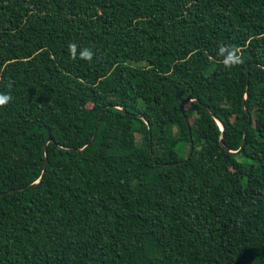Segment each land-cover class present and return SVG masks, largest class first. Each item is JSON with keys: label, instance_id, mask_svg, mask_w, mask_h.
<instances>
[{"label": "trees", "instance_id": "trees-1", "mask_svg": "<svg viewBox=\"0 0 264 264\" xmlns=\"http://www.w3.org/2000/svg\"><path fill=\"white\" fill-rule=\"evenodd\" d=\"M0 94V264H264V0H0Z\"/></svg>", "mask_w": 264, "mask_h": 264}, {"label": "clouds", "instance_id": "clouds-1", "mask_svg": "<svg viewBox=\"0 0 264 264\" xmlns=\"http://www.w3.org/2000/svg\"><path fill=\"white\" fill-rule=\"evenodd\" d=\"M69 49L73 56V59H75L77 45L75 43L70 44ZM224 51H226V49L221 48V54H223ZM237 52H239V49H235L229 53V55L223 61L225 66L231 67L235 64L242 63V60L240 59V56L237 55ZM92 55L93 54L89 49H84V51L81 53V58L91 61ZM10 100H11V96L0 94V107L5 106Z\"/></svg>", "mask_w": 264, "mask_h": 264}, {"label": "water", "instance_id": "water-1", "mask_svg": "<svg viewBox=\"0 0 264 264\" xmlns=\"http://www.w3.org/2000/svg\"><path fill=\"white\" fill-rule=\"evenodd\" d=\"M243 105H244V102H243ZM102 111H103V110L100 111V114H99V117H98V120H97V123H96L95 130H96V128H97V126H98V124H99V122H100L101 115H102ZM181 111H182L183 116H184V118H185L186 124H187V126L189 127V120L186 119V116H185V114H184V109H183L182 104H181ZM218 124L220 125L221 129L223 130V129H224V126H223V124H222L219 120H218ZM188 129H189V128H188ZM189 131H190V130H189ZM49 141H51V137H47V139H46V143L49 142ZM220 143H222V140H220ZM243 144H244V138H243V140H242V142H241L240 147L238 148V150H236V151H231V152H234V153H240L241 150H242V148H243ZM191 145H192V142H191ZM46 161H47V159L45 158V163H44V165L46 164ZM38 181H39V180H36L35 183L38 182Z\"/></svg>", "mask_w": 264, "mask_h": 264}, {"label": "rangeland", "instance_id": "rangeland-1", "mask_svg": "<svg viewBox=\"0 0 264 264\" xmlns=\"http://www.w3.org/2000/svg\"><path fill=\"white\" fill-rule=\"evenodd\" d=\"M43 52H44V57H46V60L48 61V63H49L51 66H53L52 61H51V59H50L48 53L45 52V51H43ZM138 139H139V138H138V136H137V140H138Z\"/></svg>", "mask_w": 264, "mask_h": 264}]
</instances>
